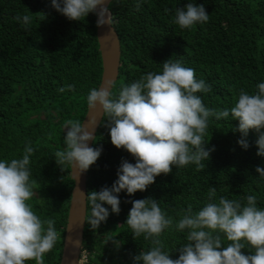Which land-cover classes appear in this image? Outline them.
<instances>
[{
	"label": "trees",
	"instance_id": "1",
	"mask_svg": "<svg viewBox=\"0 0 264 264\" xmlns=\"http://www.w3.org/2000/svg\"><path fill=\"white\" fill-rule=\"evenodd\" d=\"M187 3L203 5L208 21L191 29L175 25L176 9ZM107 9L120 48L113 99L123 86L149 72H162V63L169 59L180 60L182 66L194 69L197 80L211 86V91L197 95L214 112L230 111L241 91L255 94L256 86L264 83V0H112ZM25 14L32 17L27 29L15 19ZM94 18L89 13L80 21H70L51 7V0H0V161L22 158L26 145L34 148L29 171L35 195L29 203L42 220L55 221L59 234L44 255V264L59 263L72 188L69 166L57 165L55 152L65 147V121L82 120L87 95L100 80ZM69 85L74 91H58ZM106 120L102 116L91 145L102 151L86 171V195L111 188L123 161L136 163L124 149L111 144ZM238 123L231 114L221 120L209 117L205 168L173 165L169 174L157 176L145 191L131 196L120 192V212L113 214L103 205L109 216L95 230L87 224L91 204L86 199L80 253L86 254L88 264H134V256L151 249V240L143 234L133 238L126 224L135 200L152 198L172 217L173 227L158 237L171 259H178L179 248L188 242V230L177 231L175 224L189 205L196 213L221 197L246 205V197L254 195L257 208L264 210V177L255 171L264 168V157L256 155L259 133L249 130L243 136ZM241 139L247 149L238 144ZM211 187L216 194L209 201ZM222 243L221 250L229 242L222 236ZM241 251L254 254L248 246Z\"/></svg>",
	"mask_w": 264,
	"mask_h": 264
},
{
	"label": "clouds",
	"instance_id": "2",
	"mask_svg": "<svg viewBox=\"0 0 264 264\" xmlns=\"http://www.w3.org/2000/svg\"><path fill=\"white\" fill-rule=\"evenodd\" d=\"M105 0H51V7L70 21H80L89 13H97V26L109 23ZM139 10L140 4L136 5ZM167 11V10H166ZM27 29L32 17L16 16ZM209 15L203 5L187 3L177 8L172 21L180 29H191L197 22H207ZM162 72L142 76L138 81L123 86L113 99L110 81L99 89L92 88L87 95L90 110L97 106L107 117L110 142L116 149H124L136 161H123L117 171V180L111 188L93 191L85 197L91 204V216L87 224L97 229L109 216L108 205L113 214L120 212L118 195L122 191L131 196L145 191L161 174L167 175L173 165L183 167L202 163L209 158L204 148V137L209 117L217 120H238V131L247 136L249 130L259 133L256 141L257 156L264 157V83H259L255 94L241 91L230 111H212L206 108L197 93L211 91V86L195 78L192 68L182 66L180 60L162 63ZM74 91V86L58 91ZM101 116V117H102ZM94 129L95 121H89ZM64 149L55 152L57 165H68L80 175L93 165L101 149L88 146L93 140L92 131L86 130L79 120L64 123ZM238 144L247 149L246 140ZM34 148L26 145L23 157L11 162L0 161V264H44V255L56 244L59 234L52 219L42 220L29 203L35 195V181L30 180V157ZM63 169L61 168V171ZM255 171L264 177V168ZM79 175L76 177L78 178ZM216 189L211 187L208 198L212 201ZM85 195V194H84ZM246 205L221 197L209 202L193 213L192 206L183 212L175 224L177 231L188 230L187 243L179 248V258L171 259L162 251L158 239L165 229L173 227L172 217L166 216L159 202L140 199L132 202L126 224L133 238L142 234L151 240L149 251H141L133 257L134 264H264V210L256 206V197H246ZM84 221V218H83ZM229 243L221 250L222 236ZM248 246L254 254L244 255ZM80 254V252H79ZM79 259V255H78Z\"/></svg>",
	"mask_w": 264,
	"mask_h": 264
},
{
	"label": "water",
	"instance_id": "3",
	"mask_svg": "<svg viewBox=\"0 0 264 264\" xmlns=\"http://www.w3.org/2000/svg\"><path fill=\"white\" fill-rule=\"evenodd\" d=\"M111 1L112 0H105V4L103 5V7H108ZM98 11L99 7L97 9V13ZM97 13H94V23L95 39L98 46L101 65L100 80L97 86V89H99L106 81H110L112 85L116 81L119 67L120 48L118 37L110 23V13L108 9L105 15V19H107L108 15L109 23H105L101 26H97ZM101 116L102 111L99 106H97L93 110H90L87 107L86 112L81 120L82 126L84 125L86 130L92 131L93 137H95V133L102 120ZM90 120L95 121L93 130L88 123ZM93 140L88 141L89 147H91ZM78 175V171L76 169H73L72 171L71 167L69 166V178L72 181V188L70 190L66 223L58 264L78 263V255L82 243V234L86 211V172L81 173L79 177L76 178Z\"/></svg>",
	"mask_w": 264,
	"mask_h": 264
},
{
	"label": "built area",
	"instance_id": "4",
	"mask_svg": "<svg viewBox=\"0 0 264 264\" xmlns=\"http://www.w3.org/2000/svg\"><path fill=\"white\" fill-rule=\"evenodd\" d=\"M77 264H88L87 256H86V254L84 252L79 254V259H78V263Z\"/></svg>",
	"mask_w": 264,
	"mask_h": 264
}]
</instances>
